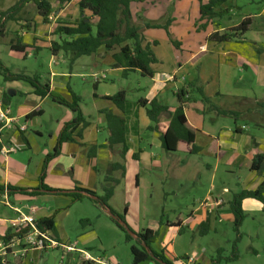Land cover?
<instances>
[{
  "label": "rangeland",
  "instance_id": "1",
  "mask_svg": "<svg viewBox=\"0 0 264 264\" xmlns=\"http://www.w3.org/2000/svg\"><path fill=\"white\" fill-rule=\"evenodd\" d=\"M18 1L0 0V10L4 12ZM49 1L55 3V0ZM263 1L249 0L248 4L243 3L245 7L240 4L239 8L241 9L236 10L235 17L231 22L234 21L235 24L239 23L240 25L244 18L250 15L258 16L264 8ZM152 2L153 5H151ZM242 2L245 0L240 1V3ZM196 3H198L197 0H146L144 3L134 5L133 23L135 27L139 28L147 42L151 40L158 42L157 45L151 47L158 60L153 65L157 72L172 73L175 68L182 65V69L179 71V79L168 85L163 91L169 101L172 98V91H176V86L182 88L188 83L191 85L197 77H202L201 82L205 83L204 85L209 91L217 89L220 83H226L222 85L221 89L231 94H229L230 97L222 101L221 98L217 97L209 98V102L204 101L196 89L191 90V104L194 106L196 103L195 108L193 107L191 111L194 113L198 108H202L204 101V112L209 114L214 113L220 101L221 103L231 102L230 99L233 94L246 93L243 87L253 86L255 82L249 79L242 68L234 66L230 69L226 66L228 57L224 55L223 50L229 49L227 43L209 41V34L213 27L220 29L228 25L227 17L215 23L207 22V19H201ZM20 16L23 20H43L33 6L25 8ZM79 17L77 1L65 5L61 9L54 4V14L50 19L52 26L49 27L52 28L50 29L52 32L50 30L48 32L41 31V28L47 24L42 21L43 26H41L40 22L36 21L38 29V36H36L38 41L36 43L49 46L51 40H58V37L53 35L57 22L74 21ZM9 23L7 25L8 34L4 38H0V60L3 65L11 73L23 74L28 77L40 76L43 84L49 83L50 75L53 72L68 74L67 77L59 76L57 78L56 83L63 85L64 88L56 87L52 91L53 95L70 102H72L70 90L79 95L82 98L81 108L90 123L86 130L95 131V136H98L101 142L104 140L105 133H96V128L100 126L107 130V123L97 109L103 107L104 112H111L113 108H117L111 102H97L93 99V82L95 80L93 74H98L99 79L102 78L100 76L103 74L107 76V80L101 82L99 93L115 94L125 90L128 102L126 115L129 117L131 115L136 116V112L139 110L141 116L150 122L146 115V109L139 107L138 102L141 99H149L153 87L151 78L143 77L139 73H131L127 79L117 75L111 70L110 64L113 62L111 53H107L105 57H102V60L95 59L100 53L82 57L73 65L63 54H60L58 58H53L50 51L46 49L35 55L32 54L33 51L26 49L31 54L25 57V54L14 52L11 49V46L18 41L16 28L19 26L14 22ZM20 23L26 24L24 21ZM253 24L254 28L259 25L264 26V18L253 19ZM150 25L158 26V28H148ZM246 37H250V32L246 34ZM25 41L30 42L31 38L21 39V42ZM205 42L209 46L208 55L200 57L194 62V54L198 52L199 45ZM101 52L103 51L101 50ZM95 62L98 63V68L94 67ZM19 82L26 87L31 86L27 82ZM11 90H13L12 82L7 81L0 74V95L10 94ZM12 97V107L16 111L17 107L24 103L25 97L22 94ZM43 108L46 112L40 127L43 138H39L37 141L40 152L44 150V145L49 142V131L56 130L57 117L62 119L67 112L64 106L62 107L63 113L60 115L48 105H44ZM230 118V123L235 125L237 118ZM242 122V118L237 119L238 124ZM28 127L29 133L36 129L31 125ZM153 135L151 131L146 129H142L140 136L130 134L128 145L130 155L125 160L119 159L117 161L122 162L125 167L124 177H121V172H111L110 169L109 172L102 174L103 179L106 176H112L120 180L119 185L115 188V195L109 204L112 210L124 218L125 225L117 219L124 230L113 221L106 209L97 206L89 199L70 204V197L64 195L48 194L39 198L23 196L16 198L17 201L22 200V204L15 205L22 207L25 212H30L32 208H38L40 210L37 214L38 217H44L45 212L51 216L58 211L55 222L57 232L62 238V245L78 243L81 249H87L97 257H106L116 264H134L131 247L137 245V242L134 238L127 241L126 233L131 235V233L136 234L146 229H153L158 232L152 248L158 253H164L172 264L178 263L176 259L181 263V259L188 257L195 259L192 264H264V214L252 215L251 213L245 218L240 229L241 239H238L233 223L225 219L224 216H217L214 210H211L208 217L211 225L206 236L200 234L199 226H192L191 224L183 226L181 234L174 229L170 231L172 222L179 219L186 221L191 211L199 209L201 202H205L208 196L209 200L220 198V190L211 188L213 176L211 171L202 167L205 164L203 157L198 158L197 155L167 152L161 147L152 145L154 144ZM20 151L13 153L9 158L27 165L26 162L33 157L30 172L35 171L38 162L41 170L42 166H45L44 160L40 162L41 156H36L30 152L27 159L26 157L23 159V155L28 151ZM40 152L35 151L38 154ZM134 154H139V160L133 159ZM151 154L154 155L158 163L157 166L160 161L166 165L169 163L170 167L164 166L160 169L155 167L156 163H154L152 168H148ZM62 160V163L70 162L67 159ZM208 162L211 163V160ZM100 167L105 168L102 164ZM219 179L217 178V182ZM98 193L100 196L103 195L101 190ZM224 197L225 199H232L233 195L226 194ZM7 202L4 199L0 200V217L5 212L13 215L10 204ZM125 209H127L126 214ZM169 231L170 234L168 235ZM17 249L20 251L18 247L14 248V251ZM21 255V252L16 253V259L24 261L25 258ZM233 256H238V260H227ZM16 259L10 258L11 261ZM74 259V262L70 261V258L66 256V250L59 247L47 252L33 250V253L27 258L26 264H31V261L33 264H81L75 255ZM150 264L156 263L150 262Z\"/></svg>",
  "mask_w": 264,
  "mask_h": 264
},
{
  "label": "crops",
  "instance_id": "2",
  "mask_svg": "<svg viewBox=\"0 0 264 264\" xmlns=\"http://www.w3.org/2000/svg\"><path fill=\"white\" fill-rule=\"evenodd\" d=\"M77 1V5L79 0H74L73 3ZM149 1V0H148ZM157 1V0H155ZM198 3L197 9L200 13V3H207L210 0H197ZM241 0H230L229 2L225 3L223 9H227L228 13L225 17L229 20L228 25L218 29L217 27H213L209 36L215 32L223 33L226 30H230L234 27H237L239 23H236L231 20L234 19V13L236 10H239V5H243V3L249 2V0H245V2L240 3ZM52 2V1H51ZM53 3V2H52ZM16 4V3H15ZM154 3L152 2L151 5ZM135 4L132 5V10L135 9ZM246 5V4H245ZM14 6V5H13ZM28 6H33L36 9L34 4H29ZM26 6L25 8H27ZM264 6V1H263ZM12 7V6H11ZM10 7V8H11ZM243 7H245L243 5ZM8 8V9H10ZM7 9V10H8ZM6 10V11H7ZM37 10V9H36ZM3 10H0V14L3 13ZM79 11V10H78ZM5 12V11H4ZM23 12V11H22ZM21 12V13H22ZM21 17V16H20ZM264 18V8L260 11L259 15H250L245 19L252 20V27L250 29V37H246L242 42H228L227 45L229 49L227 51L223 50L224 55L228 57L226 66L232 69V67H239L242 68L243 71L248 75L251 81H254L255 84L248 87H243L246 90V93H238L236 95H232L231 102L229 103H221L227 97H230V92L226 93L221 88L223 84L220 83L217 89L213 91L207 90L205 87V83L201 82L202 77H197L194 79V82L190 85V83L184 85L182 88H178L176 86V91H172V98L169 99L163 94V91L170 85L171 83H175L179 79V71L182 69V65H179L178 68H175L174 71L171 72H156L155 76L151 78L153 87L151 89V94L149 96L148 101L150 102L153 99L159 100L162 104L168 105L172 110H174L177 105V98L176 93L181 90L185 89L188 91L185 95V99L188 100L186 104L185 114L188 120L189 127L195 133V141L198 147L201 148V153L197 154V157H203L205 166L203 165L204 169L211 171L213 176V181L211 183L212 189H219L220 195L217 200H222L223 203L221 205H214V199L209 200V196L206 198L205 202H201L200 208L191 211L189 217L186 221L179 219L176 222L171 223V227L169 228L170 231L174 229L178 233L183 231V226L191 224L192 226H199L201 223L205 222L211 210H214L217 213V216L221 217L224 216L229 222H234V216L232 211L229 208V201L231 199H225L224 196L226 194H232L241 191V190H256L261 183L264 181V171L262 176H259L255 171L251 170L252 167V158L255 154L264 153V26H258L254 28L253 19L256 18ZM22 18V17H21ZM222 18L214 19L213 23L217 22L218 20H222ZM23 19V18H22ZM26 24L25 27L20 26L21 21L15 22L18 28H16V36L19 39H26L31 38L30 42H23L24 46H27L26 49L33 51V55L39 54L36 53V48H43L48 50V45H42L36 43L38 39V29L36 21L41 22L44 20H23ZM8 23L7 25H9ZM45 27L41 28L42 30L49 31L52 28V23H46ZM52 32V30H50ZM33 35V36H32ZM33 38H32V37ZM18 39V40H19ZM52 41V40H51ZM150 42H157L156 40H151ZM158 43V42H157ZM20 42L17 41L15 46L19 47ZM224 44V43H222ZM22 45V44H21ZM22 45V47H23ZM22 52L23 55L29 56L31 53L29 51ZM13 51V50H12ZM209 46L207 42L200 44L198 52H196L193 56V61L196 62L200 57H206L208 55ZM17 52V51H14ZM99 56L95 59L102 60V57H105V52H99ZM55 58L54 56H52ZM58 58V56H57ZM104 60V59H103ZM178 60V59H177ZM58 63V62H57ZM95 68H98L99 65L97 62L94 64ZM111 70L115 72L117 75L122 77V69L116 68L114 65V61L110 64ZM72 75V74H71ZM98 75V74H93ZM59 76L67 77L69 76L66 73H56L53 72L49 80V85L51 90L53 91L56 87H62L63 85L57 84L56 80ZM98 81H94L93 84L96 85V89H94V93H92V97L95 101H106L104 99L105 96H110L114 94L109 93H99L101 82L107 80L106 74L101 75ZM123 78V77H122ZM184 79V78H183ZM19 81L12 82V89L10 94H3L0 95V99L3 100L4 96L8 95L7 99V107L11 109L12 116L17 118L18 125L13 128V130H4L2 133V140L5 143L9 142H16L18 145L22 146L20 152H26L23 155V159L29 155L30 152L34 153L36 156H41L40 162L42 160L45 161L47 155L51 154L52 151H55L57 144H58V137L60 132L62 131L64 124L71 121L74 118V115L71 110L67 109L65 112L64 118L57 117L56 120V130L49 131V142L48 144L44 145L45 148L43 151L40 152L39 144L37 143L39 138H43V132L40 130L42 126L43 118L46 114L43 106L48 105L50 108L55 109L60 115L63 113L61 105L50 100L49 97L41 98L34 92L33 87H26L23 84H20ZM64 88V87H62ZM202 88L204 95L207 98L217 97L221 98V101L218 103L217 108L215 109L214 113H205V102L203 101L202 108H198L193 113L191 110L194 106L191 104L192 95L190 94L192 89ZM24 95V103L17 107V110L14 111L12 107L13 98L12 96ZM170 102V103H169ZM112 103V102H111ZM114 105V104H113ZM240 107H237V106ZM61 107V108H60ZM114 107H116L114 105ZM117 108V107H116ZM195 108V107H194ZM218 110L223 112H233L237 113L240 117L237 119L242 118V123H237V119L235 120L236 124L230 123L231 119L229 116L221 114ZM83 111V110H82ZM98 113L101 116H104V121L106 122L105 114L103 113L105 109L100 107L97 109ZM112 113L116 115H121L119 109L113 108L111 110ZM84 113V112H83ZM32 114H35L32 116ZM142 114L137 110L136 116L126 115L127 120V139L129 145V137L130 134H134L136 136H140L142 129L148 130L151 122H148L141 116ZM208 117V119H207ZM59 118V119H58ZM90 124V123H89ZM169 124V117L163 116L160 119V131H165L166 127ZM22 125L26 126V130H20ZM33 126L35 131L29 133V127ZM252 126V127H251ZM18 127V128H16ZM159 131V132H160ZM89 132V134H88ZM105 133V137L103 142L98 139V136H95V131H87L86 128L83 129L81 132L82 137L77 138L75 142L65 144L61 149V154L49 161L46 167V178L44 184L51 189L54 190H61L62 192H70L75 190L76 187L93 191L99 194V190L103 192L104 179L102 178L103 173L109 172L111 165L117 162L119 157V149H116L115 152H112L108 145L109 136L108 130L105 127L98 126L96 128V133ZM159 132H152L154 144L157 147H161V143L159 141ZM88 136V138H87ZM157 139V141H155ZM84 142V143H83ZM91 146H96V154L93 158L89 157V151ZM37 149V150H36ZM35 151L40 152V154L35 153ZM189 150L187 146L181 145L179 154H188ZM12 155V154H11ZM130 155V150L127 154V157ZM135 155V154H134ZM133 155V159H134ZM153 154L149 157V165L148 168H152L156 163L155 167L163 168L166 166L169 168V163L166 165L165 163H161L159 161V165L157 166V161L154 158ZM196 156V155H194ZM157 158V157H156ZM62 159H67L70 161L69 163L65 162L62 163ZM142 160V158H140ZM139 160V154H138ZM200 160V159H199ZM211 160V163L208 161ZM33 161V157L29 158L26 164H22L19 161L11 160L8 158L7 160L0 156V186L4 188L3 193H0V200L4 199L8 200L7 204H10V210L13 212L11 213L5 212L0 217V237L4 236V234L11 228V222L18 217L16 209L20 212L25 214H30V212H25L22 207H18L15 204H22V200L17 201V197H28L32 198L29 195L23 194V191H26L28 194L32 193L33 191L39 189L40 187V180L41 176L43 175V168L42 170L37 163V167L34 172H30V166ZM201 161V160H200ZM103 165L105 168H101L100 165ZM202 165V164H201ZM103 169V171L100 170ZM217 178H220L217 182ZM236 178V179H235ZM103 182V183H102ZM10 188L13 190L11 191ZM39 196L37 198L53 194L54 193H47L43 190H39ZM66 194V193H65ZM212 195V194H211ZM65 196V195H64ZM67 197V196H66ZM71 204V202H70ZM36 211L32 213V216L36 219L50 217L48 213L45 212L44 217H38L37 214L40 212L38 208H35ZM243 210L245 212L246 218L247 216L257 215L258 213L264 214V204L254 199H246L243 201ZM56 219V218H55ZM169 223V222H168ZM56 227V222H55ZM57 230V228H56ZM170 231L168 235L170 234ZM58 234V232H57ZM56 239V238H55ZM60 243L62 242V238L58 234V238L56 239ZM87 250V249H86ZM38 251V250H37ZM33 253V250L27 252L26 256L24 257V261H20L16 259V253L14 255L10 254L4 260L5 264H26L27 258ZM74 255L82 264L79 256L74 253L67 254L66 256L70 258V261L74 262ZM10 258H15L16 260H10ZM32 260V259H31ZM31 264L33 262L31 261ZM180 264H189L187 262H181Z\"/></svg>",
  "mask_w": 264,
  "mask_h": 264
},
{
  "label": "trees",
  "instance_id": "3",
  "mask_svg": "<svg viewBox=\"0 0 264 264\" xmlns=\"http://www.w3.org/2000/svg\"><path fill=\"white\" fill-rule=\"evenodd\" d=\"M74 0H55V3L49 0H19L14 6L7 11L0 14V38H4L8 34L7 24L10 21L20 22L23 19L20 17L21 12L29 4L36 6L38 15L42 17L45 23H49L54 14V4L58 5L59 9L63 6L73 3ZM146 0H79L78 10L80 17L74 21L63 20L56 23V28L53 35L58 37V40H52L49 43L48 51L54 57L63 54L69 62L73 65L78 59L82 57H89L98 54L101 50L103 52L111 53L116 68L122 69V77L127 79L131 73H139L143 77L153 78L156 72L153 69L158 60L152 51V46L157 45V42H147L144 36L140 33L139 28L133 23L132 5L137 3H144ZM230 0H210L207 3H200L201 19H207V22H212L214 19L222 18L227 13V9H223L225 3ZM62 20V19H59ZM25 27L24 25H20ZM252 26L251 19H245L240 25L223 33L215 32L209 36V41L213 43H228V42H242L246 34L250 31ZM148 28H158V26H148ZM19 39V38H18ZM19 47L12 45L11 49L17 52H24L27 46L23 45L21 39ZM23 47H22V45ZM37 52L43 48H36ZM0 74L4 76L7 81H22L27 82L34 88L35 94L41 98L49 97L58 105L64 106L71 110L74 118L65 123L62 131L58 137V144L55 151L45 158V166L43 168V175L41 176V184L39 189L32 193L23 191V194L30 197L41 195L39 190L47 193H54V195H65L70 197L71 203L82 202L85 199L91 200L97 206L103 209H109L112 214V219L116 224L124 230L118 223L117 219L123 222L125 220L120 217L114 210L110 208V201L115 195V188L119 185L120 180L112 176H106L104 179L103 195H98L96 192L85 190L76 187L73 192H62L61 190H54L44 184L46 178V167L49 161L57 158L61 154V149L65 144L73 143L79 137H82V131L89 122L87 121L82 108V98L76 93L71 92L72 102L66 101L63 98L56 97L48 83L43 84L40 76L28 77L23 74L11 73L0 60ZM95 81V80H94ZM96 89V85H94ZM197 91L202 95L204 101L209 102V98L204 95L203 89L198 88ZM187 90L181 89L175 95L178 105L172 110L168 105L162 104L159 100L153 99L150 102L141 99L138 102L139 107L146 109V115L151 122L148 130L151 132L160 131V119L163 116L169 117V124L165 131H160V143L162 148L167 152H178L181 145L188 147L189 155H197L201 153V148L197 146L195 141V133L191 130L185 114L186 104L188 100L185 99ZM8 95L4 96L3 102L7 105ZM104 99L112 102L121 112V115H116L112 112H104L107 130L109 132L108 145L112 152L119 149V157L125 160L129 152L127 139V92L125 90L119 91L114 95L105 96ZM149 106V108H148ZM264 107V106H263ZM221 114L237 118L239 115L233 112H223L218 110ZM35 114H32V116ZM4 141L0 139V150L4 145ZM96 154V146H91L89 157L93 158ZM134 159L138 160V154L134 155ZM252 171H255L259 176H262L264 171V153L255 154L252 158ZM111 172H121V177L125 175V167L122 162H115L111 165ZM12 191L13 189L10 188ZM4 188L0 186V193H3ZM79 191H84L88 195H84ZM66 193V194H65ZM246 199H254L264 204V181L256 190H241L235 193L229 201V208L234 216V230L237 233L238 239H241L240 229L243 226L246 215L243 210V201ZM58 211H56L57 213ZM56 213L50 217L39 218L36 220V225L41 231H49L57 239L58 234L55 227ZM127 209H125V214ZM210 221L207 219L199 225V232L206 236L210 231ZM26 229H19L17 231L9 228V230L0 237V241L8 243L14 237H22ZM125 232V231H124ZM183 231H180V234ZM126 233V232H125ZM135 234V233H133ZM137 245L131 247L134 263H140L144 260L155 262L156 264H172L168 261L164 253H158L152 245L158 236V232L153 229H146L142 232L136 233ZM127 241L133 240V237L126 233ZM57 242H59L57 240ZM60 243V242H59ZM86 250V249H85ZM88 251V250H87ZM238 256H233L228 261L238 260ZM186 259H181L185 261ZM180 264L179 260L176 259ZM0 264H4L0 258ZM82 264H93L92 262H82Z\"/></svg>",
  "mask_w": 264,
  "mask_h": 264
},
{
  "label": "built area",
  "instance_id": "4",
  "mask_svg": "<svg viewBox=\"0 0 264 264\" xmlns=\"http://www.w3.org/2000/svg\"><path fill=\"white\" fill-rule=\"evenodd\" d=\"M93 78H95V81L99 80L98 75H93ZM17 125V118L12 116L11 109L4 104L2 99H0V139L2 140V133L4 130H13V128H15V126ZM20 130H26V126L22 125L20 127ZM21 149L22 146L18 145L16 142L4 143L2 149L0 150V156L7 160L11 154L18 152ZM222 203V200L217 199H215L213 202L214 205L218 206ZM35 211L36 209L32 208L30 214H25L16 209L18 217L11 222V228L15 231L28 228V231L24 233L21 238L14 237L8 243L0 241V258L2 259L3 263L5 258L10 254L14 255L15 253L21 252V256L25 257L27 252H29L30 250L47 252L62 247L64 250H66L67 254L77 253L80 260L85 263L92 262L93 264H116L106 257H97L91 254L90 251L81 249L78 243L62 245L61 243L57 242L51 232L41 231L38 228V226L36 225L37 219L32 216V213H34ZM17 247L20 249V251H18V249L14 251V248ZM185 262L192 264L195 262V259L192 257H188Z\"/></svg>",
  "mask_w": 264,
  "mask_h": 264
},
{
  "label": "water",
  "instance_id": "5",
  "mask_svg": "<svg viewBox=\"0 0 264 264\" xmlns=\"http://www.w3.org/2000/svg\"><path fill=\"white\" fill-rule=\"evenodd\" d=\"M70 192H73V191H70ZM79 192H81V193L84 194V195H88V194L85 193L84 191H79ZM88 196L91 197V198H93V199L95 198V197L90 196V195H88ZM106 211H107L108 214H110V215L112 216V214H111V212H110L109 209H106ZM131 236H132L134 239L137 238L136 235L133 234V233H131ZM134 264H137V263H134ZM138 264H150V261H149V260H144V261H142V262H140V263H138ZM161 264H165V263H162V262H161Z\"/></svg>",
  "mask_w": 264,
  "mask_h": 264
}]
</instances>
